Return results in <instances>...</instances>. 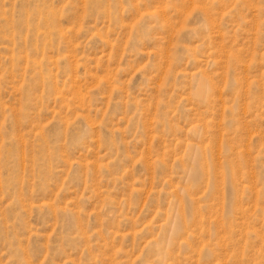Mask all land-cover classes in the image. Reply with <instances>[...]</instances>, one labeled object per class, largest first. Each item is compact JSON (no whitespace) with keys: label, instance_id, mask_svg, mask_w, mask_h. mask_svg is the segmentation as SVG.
<instances>
[{"label":"rangeland","instance_id":"374dc122","mask_svg":"<svg viewBox=\"0 0 264 264\" xmlns=\"http://www.w3.org/2000/svg\"><path fill=\"white\" fill-rule=\"evenodd\" d=\"M0 264H264V0H0Z\"/></svg>","mask_w":264,"mask_h":264}]
</instances>
